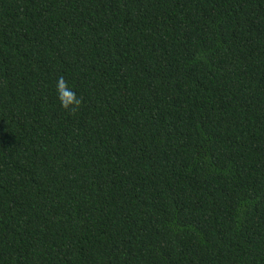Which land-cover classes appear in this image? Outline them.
Returning <instances> with one entry per match:
<instances>
[{
  "label": "trees",
  "instance_id": "trees-1",
  "mask_svg": "<svg viewBox=\"0 0 264 264\" xmlns=\"http://www.w3.org/2000/svg\"><path fill=\"white\" fill-rule=\"evenodd\" d=\"M0 264H264V0H0Z\"/></svg>",
  "mask_w": 264,
  "mask_h": 264
},
{
  "label": "clouds",
  "instance_id": "clouds-1",
  "mask_svg": "<svg viewBox=\"0 0 264 264\" xmlns=\"http://www.w3.org/2000/svg\"><path fill=\"white\" fill-rule=\"evenodd\" d=\"M57 91L64 108H67L69 103H74L76 106H79V99L76 97L75 93L68 88L67 83L62 77L58 80Z\"/></svg>",
  "mask_w": 264,
  "mask_h": 264
}]
</instances>
